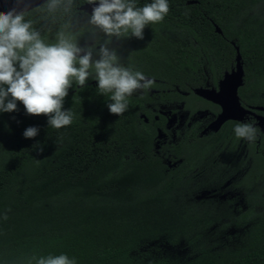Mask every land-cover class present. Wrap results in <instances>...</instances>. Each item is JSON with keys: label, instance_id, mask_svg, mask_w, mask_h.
I'll list each match as a JSON object with an SVG mask.
<instances>
[{"label": "trees", "instance_id": "1", "mask_svg": "<svg viewBox=\"0 0 264 264\" xmlns=\"http://www.w3.org/2000/svg\"><path fill=\"white\" fill-rule=\"evenodd\" d=\"M186 1L168 0V14L146 25L143 39L110 38L123 66L154 80L128 97L122 115L109 112L93 77L68 89L70 126L53 129L20 101L0 112V264L61 254L75 264H264V155L251 142L238 149L242 123L200 137L191 121L173 142L157 133L166 123L159 105L185 101L191 117L216 110L191 88L214 85L233 64L232 42L243 61L241 103L264 104V0ZM85 2L75 0L71 30L78 46L95 43L98 59L109 38L88 24ZM56 15L52 24L34 7L25 19L54 43L68 19ZM33 126L38 134L25 138Z\"/></svg>", "mask_w": 264, "mask_h": 264}, {"label": "clouds", "instance_id": "2", "mask_svg": "<svg viewBox=\"0 0 264 264\" xmlns=\"http://www.w3.org/2000/svg\"><path fill=\"white\" fill-rule=\"evenodd\" d=\"M87 3L94 4L95 0ZM35 8L43 11V18L52 24L57 20V13L68 19L56 32L55 42L46 43L33 21L25 19L26 10L0 11V112L15 111L20 101L26 114H43L48 117V125L58 130L73 122V113L62 110L73 83L83 88L90 77L96 79L97 93L111 100L108 110L117 116L128 109V97L154 84L142 72L123 66L116 51L107 45L113 36L143 39L145 26L162 22L168 14V0H151L139 7L136 0H99L88 18L94 30L109 38L100 44L98 59H93L95 43L83 48L78 46L79 32L71 30L75 0H45ZM234 133L237 138L256 139V128L248 123L237 124ZM37 134L38 128L34 126L23 132L25 138H34ZM31 259L36 264H75L65 254L39 258L33 255Z\"/></svg>", "mask_w": 264, "mask_h": 264}, {"label": "water", "instance_id": "3", "mask_svg": "<svg viewBox=\"0 0 264 264\" xmlns=\"http://www.w3.org/2000/svg\"><path fill=\"white\" fill-rule=\"evenodd\" d=\"M45 0H22V2L17 3V0H0V11H8L15 8L16 11H27L34 7L43 4ZM99 0H95L94 4H89L87 2L79 6L80 10L85 11L88 14L92 13V9L98 6ZM196 0H187L186 3H194ZM27 5V7H26ZM214 30L221 33V29L218 25L214 24ZM235 57H234V67L230 71H226L222 78L218 81L217 88L209 87H195L192 92L219 106L220 112L217 116L202 130V133L208 130L217 131L220 126L227 120L242 121L248 113H252L249 108H244L240 102L238 89L244 83V70L243 61L239 52V47H235ZM264 70V63H263ZM258 110L264 111V106L254 107ZM257 121L256 125L261 132L264 133V116L256 115Z\"/></svg>", "mask_w": 264, "mask_h": 264}, {"label": "flooded vegetation", "instance_id": "4", "mask_svg": "<svg viewBox=\"0 0 264 264\" xmlns=\"http://www.w3.org/2000/svg\"><path fill=\"white\" fill-rule=\"evenodd\" d=\"M233 46L235 47L236 45L232 42ZM235 61L233 62L232 65H230L227 69H223L221 72V75L216 79L215 84L213 85L210 82H206L204 85H200L202 87H209V88H217V84L218 81L222 78L223 74L226 71H230L231 68L234 67ZM244 70V69H243ZM205 75L208 76L206 70L204 71ZM244 79V78H243ZM199 87V86H196ZM195 88V87H193ZM191 88V91L192 89ZM183 94H186L187 92L185 91H180ZM197 96V95H196ZM199 97V96H197ZM201 98V97H199ZM202 100L208 101L206 99L201 98ZM210 102V101H208ZM241 102V101H240ZM211 104L215 105L217 108L216 110H212L210 108H203V109H198L196 110L193 114L192 117L189 115V109L185 106V101H180V102H176V101H172L169 102L167 105H159L158 106V111L161 114H164L166 116V123L164 124V130L162 131L160 128H157V133H158V138L160 140H168L170 142L175 141L183 132H184V125H189V123H191V121H194V126L197 128V132L196 135L197 136H208L211 133H218L220 131V129L225 125V123L229 122V121H234V120H227L225 121L220 128L217 131H211L208 130L205 133H202V130L217 116V114L220 112V108L218 105L210 102ZM242 104V103H241ZM172 105H175L174 107ZM166 106H169L168 110H165ZM242 106L244 108H249L250 111H252V113H248L247 115H245L244 119L242 121H240L242 124L244 123H248L253 125L256 128V139L254 141H248L245 139H240L238 142V149L239 150H243L245 149V145L248 144L249 142L254 143V148L256 147V150H258L261 154L264 155V133L260 131V129L258 128V126L256 125V121H257V117L256 115H261L264 116V111L262 110H258L254 107L256 106H264L263 105H243ZM165 111H164V110ZM184 115L183 116V122L181 124L180 131H178L176 128H178L177 126H179V115ZM206 116V117H204ZM200 117H203L204 119H200ZM156 120L158 118V116L154 117ZM187 120H189V122H187ZM238 122V121H237ZM179 124V125H178ZM172 132L176 133L179 132L178 137L175 140H172ZM158 146V145H156ZM231 182V180H225V182Z\"/></svg>", "mask_w": 264, "mask_h": 264}, {"label": "rangeland", "instance_id": "5", "mask_svg": "<svg viewBox=\"0 0 264 264\" xmlns=\"http://www.w3.org/2000/svg\"><path fill=\"white\" fill-rule=\"evenodd\" d=\"M261 4H262V6L261 7H259L258 9H257V11H259L260 12V14H262V16H264V1H262L261 2ZM144 30V29H143ZM262 30H264V25L262 26V28H260V31H262ZM141 92V90H137L135 93H140ZM134 94V93H133ZM173 107L175 106V105H172ZM169 109V106H166V108H165V110H168ZM183 116L184 115H179V126H177L178 128H176L178 131H180V128L179 127H181V124H182V122H183ZM204 117H206V116H204ZM200 119H204L203 117H200ZM178 135H179V132H176V133H174V132H172V137H171V139L172 140H175L177 137H178ZM248 165L249 164H247V167H248ZM228 193L229 194H231L232 193V190L231 189H229L228 190Z\"/></svg>", "mask_w": 264, "mask_h": 264}]
</instances>
